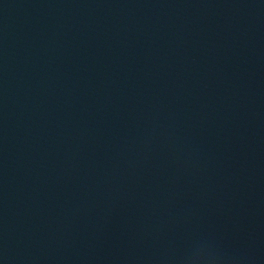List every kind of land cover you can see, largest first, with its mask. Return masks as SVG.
<instances>
[{
	"label": "water",
	"instance_id": "95a60500",
	"mask_svg": "<svg viewBox=\"0 0 264 264\" xmlns=\"http://www.w3.org/2000/svg\"><path fill=\"white\" fill-rule=\"evenodd\" d=\"M0 264H264V0H0Z\"/></svg>",
	"mask_w": 264,
	"mask_h": 264
}]
</instances>
